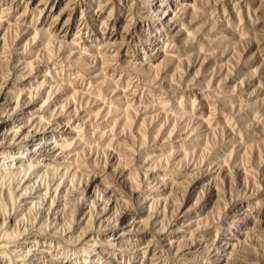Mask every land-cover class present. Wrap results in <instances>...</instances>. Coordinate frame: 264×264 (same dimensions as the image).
<instances>
[{
  "label": "clouds",
  "instance_id": "9594fccd",
  "mask_svg": "<svg viewBox=\"0 0 264 264\" xmlns=\"http://www.w3.org/2000/svg\"><path fill=\"white\" fill-rule=\"evenodd\" d=\"M0 264H264V0H0Z\"/></svg>",
  "mask_w": 264,
  "mask_h": 264
}]
</instances>
